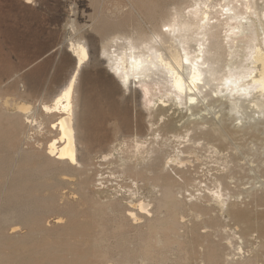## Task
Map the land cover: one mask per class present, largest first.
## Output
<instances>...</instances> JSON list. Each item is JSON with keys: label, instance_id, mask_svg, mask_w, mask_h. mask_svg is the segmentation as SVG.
<instances>
[{"label": "rangeland", "instance_id": "1", "mask_svg": "<svg viewBox=\"0 0 264 264\" xmlns=\"http://www.w3.org/2000/svg\"><path fill=\"white\" fill-rule=\"evenodd\" d=\"M26 1L0 0V109L12 113L18 104L30 105L36 116L33 127L36 130L32 129L26 139L18 133V138L21 136L17 138L18 154L0 144V159H6L13 169L19 167L27 153H39L47 140L55 135L39 107L41 103L49 102L51 95L70 76L73 60L67 47L84 43L88 56L76 81L73 109L78 137H84L85 143L79 144L78 155L82 157L88 152L90 162L80 175L60 164H50L42 156L35 157L30 167L41 169L44 166V174L31 181L40 186L36 194L41 201L31 202L30 212L19 210L26 205L24 201L15 200L14 205L0 201V214L15 207L21 216L20 224L6 227L5 234L10 239H0L1 249L40 251L65 240L72 243L75 239V244H71L73 251L88 248L96 259L101 260L100 264H120L114 236L118 231L125 235L129 233L130 236L126 235L130 237L128 245L135 247L137 241L132 237L135 231L131 227H142V220L126 222L127 227L122 230L111 217L107 229H95L83 214L87 206L84 199L92 197L104 203L117 198L125 204L134 192L133 200L144 197L149 212L144 211V218L148 220L154 216L152 197L158 196V190H153L147 182H144V189H135L127 175L120 171L123 162H134L135 136L142 131L144 139L139 140L144 147V159L150 160L148 157L157 152L154 156L160 164L173 159L176 162L175 167L172 166L174 169L181 166L167 170L175 180L176 192L178 188L180 190L176 193L178 211L175 210L180 227L154 230L152 234L156 237L149 249L155 252L156 255L151 254L156 263L136 257L132 264H210L206 256L211 252L216 257L211 264H264V118H258L254 108L232 115L227 104L214 102V98H208L209 105H194V108L197 106L193 108L194 115L186 111L187 107L172 103H167L164 108L167 111L161 112L157 99L148 106L141 104L139 92L133 86L119 88L106 71V60L98 48L104 36L114 30L149 34L158 21L155 24L148 21L144 6L160 5L161 0ZM160 12L162 9H149L151 16ZM213 126L222 129L221 139H211L205 134ZM178 159L183 165H177ZM12 161L17 165L10 163ZM179 171L188 179L190 177L188 182L184 183L178 177ZM214 193L221 195L219 202ZM65 207L75 215L63 213L61 209ZM76 223H88L89 226L81 232L75 228ZM14 226L20 228L15 233L12 232ZM30 231H34L31 237L24 240ZM159 235L168 238V247L156 244ZM171 237L175 238L172 240ZM100 238L105 244L92 248L93 239ZM154 244L161 245L162 250ZM42 260L41 257L38 264Z\"/></svg>", "mask_w": 264, "mask_h": 264}, {"label": "bare ground", "instance_id": "2", "mask_svg": "<svg viewBox=\"0 0 264 264\" xmlns=\"http://www.w3.org/2000/svg\"><path fill=\"white\" fill-rule=\"evenodd\" d=\"M160 2V5L146 4L147 6H144V16L147 17L148 21L153 24L158 21V25L152 26L149 34L135 33L134 31L125 33L114 30L104 36L100 47H98L101 56L106 60L107 73L115 80L119 88L130 89L133 86V89L139 92V99L143 105L148 106L154 103V99H157L161 112H166L167 110L164 108L167 103H172L187 107L186 111H190L189 114L192 115L193 110L197 108V106L194 108V105L204 106V103L209 105L208 101L215 99L214 102H219L221 105L227 104L229 113L232 115L248 108H254L258 118H264V0H161ZM25 3H29V1L27 0ZM150 8L162 9V12L157 16H151V14L149 15ZM66 51L73 60L70 76L67 82L62 87L60 86L61 88L54 95H51L49 102L41 103L39 107L41 114L48 121V127L55 131V135L47 140L40 152L37 153L39 155L34 154L35 151L30 154L27 153L22 158V164L19 167L16 166L13 169L12 164L6 163V159H0V197L2 198L0 201L4 204L12 203L13 205L15 200L24 201L26 205L20 207V211L22 209L30 212L31 202L41 201L36 194L40 186L32 184L31 181L35 176L44 174L42 171L44 166L41 169L34 166L30 167V162L35 157L42 156L48 163L60 164L65 169L80 175L84 174L85 168H87L88 152H85L82 157L78 155L79 144L84 143V137H78L73 102L76 81L88 53L84 43L71 44ZM222 57L225 58V61H222ZM186 60L187 63H185ZM35 123V112H31V106L28 104L16 105L12 113L0 109L1 146H4L5 149H12L18 154L20 150L17 148V140L21 137L18 138V133L23 135V139L28 138L30 131L36 130V127L33 128ZM126 129L129 130V127L127 126ZM221 130L214 129L213 126V129L207 131L208 133H204L211 139L215 137L221 139ZM143 136L144 132L142 131L136 134L137 139L132 155L134 162L132 160L123 162L120 171L127 175L133 188L144 189V182H147L153 190H158V196L152 197L154 216L152 215L153 217L148 220L144 218V211L147 212L144 197L133 200L134 192L130 196L132 197L131 200H127L125 204H122V199L117 198L104 203H100L97 201L98 199H91L92 197L84 199L87 206L83 214L87 215L90 226L95 229L102 228L103 231L111 217L116 219L118 222L116 226L123 228L122 230L127 227L126 222H140L142 220V227L138 225L131 227L135 231V235L132 236L137 241L135 247H129L130 237L126 236L129 233L125 235L117 230L118 234L114 236V243L118 245V247L116 246L118 249L117 259L120 264H132L136 257L150 263H156L154 261L155 256H152L155 252L152 253V248L149 249L152 240L156 237L152 233L156 229H173L180 225L175 218V210L178 209L176 207V193L180 190L178 188L176 192L175 180L169 174L171 171L168 172L169 169L175 167V161L168 159L161 165L158 162V157L154 156L157 153L155 151L152 155L154 158L149 156L150 160L146 157L144 159V151H142L144 147L139 140H143ZM208 138L206 137V139ZM24 153L26 152L24 151ZM108 155L103 156V159ZM178 164L183 165L180 159H178ZM180 171L178 177L180 176L179 178L184 183L185 181L188 182L190 177L188 179L184 176L186 174H181L182 171ZM184 173L186 172L184 171ZM8 180H10L9 183ZM191 181L193 180L191 179ZM43 186L41 185V187ZM215 193L213 195L218 201L221 199L220 192L217 195ZM1 194L4 195L1 196ZM78 196L81 197L80 194ZM62 209L61 211L66 212L67 216L75 215L66 207ZM18 212L17 208L13 207L7 213L0 214V239H10L6 235V227L20 224L19 217L21 216L17 214ZM162 212H167V214L161 215ZM147 216L149 217V215ZM70 220L75 222L71 218ZM59 222L60 219L57 220V223ZM75 225V228L80 229L81 232L89 226L88 223H76ZM18 229H20L18 226H14L12 232L15 233ZM161 231L164 233L163 230ZM33 232L30 231L24 240L29 239ZM100 233L102 235V232ZM156 233L160 232L157 231ZM156 235L158 236V234ZM166 238L159 235L155 242L163 245V247L167 246L168 238ZM171 238L173 240L175 237ZM74 242L75 239L72 243L70 240H65L59 245H53L49 249L45 248L40 251H11L8 248H3L5 251L2 252L3 249L0 247V264H38L37 261L41 257L43 260L40 264L101 263V260L96 259L88 248H82L77 252L73 251L71 244H75ZM102 244H105V240L102 238L93 239L91 242L92 248ZM161 245L155 246L159 248ZM211 253L206 256L207 262L210 264L216 261L215 254Z\"/></svg>", "mask_w": 264, "mask_h": 264}, {"label": "snow or ice", "instance_id": "3", "mask_svg": "<svg viewBox=\"0 0 264 264\" xmlns=\"http://www.w3.org/2000/svg\"><path fill=\"white\" fill-rule=\"evenodd\" d=\"M165 31H167V29H165ZM185 63H187V60L185 61ZM75 162V161H74Z\"/></svg>", "mask_w": 264, "mask_h": 264}]
</instances>
